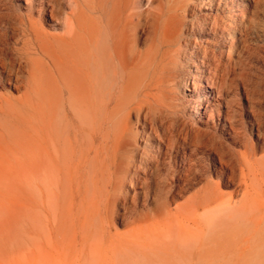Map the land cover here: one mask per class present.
<instances>
[{"label":"rangeland","instance_id":"1","mask_svg":"<svg viewBox=\"0 0 264 264\" xmlns=\"http://www.w3.org/2000/svg\"><path fill=\"white\" fill-rule=\"evenodd\" d=\"M106 1L94 0L93 4L92 0H42L45 8L54 10L60 24L59 29L53 30L50 28L51 26H48L50 24L45 23V21H49V17L46 16L44 29L62 33L66 28V26L63 27L65 20L72 12L79 10L81 15L74 19V24L79 33L83 35L86 25L105 20L109 12L112 11L114 3L118 2L117 0ZM124 1L122 0V3ZM127 1L123 3L125 5L123 8V4L120 3L121 10L123 15L130 16L128 18L133 19L134 22L138 19L145 20L149 16H158L160 26L165 30V37L160 45V55H163L161 64L166 69L162 72L163 67L161 69L153 67L148 73L138 75L128 96L119 102V105L112 100L109 102L114 85L111 76L106 75L103 60L101 58L90 59L86 45L64 46V50L59 52L61 54H59L58 63L51 64L29 48L30 45L26 43L28 37L19 34L8 39L9 47L14 48V51L10 53L13 59L16 62L23 59L22 61L26 62L24 63L25 71H31L32 68L38 70L34 69V81L28 87L31 95L28 109L22 110L23 113L21 110H16L13 118L0 121V156L4 159L0 160V221H3L2 224L0 223V264H264V171L262 175L259 173L255 175V181H253L255 190L262 194V199L257 203L250 202V206L253 203L252 207L256 209L253 213L259 216V221L253 216L240 212L238 214L240 222L233 223L228 216L222 215L209 232L211 235L209 239H197L189 234L178 233L179 231L163 235V233L153 231L151 227L154 221H169L167 213L169 211L173 213L177 207L189 200L201 185L205 184L202 175L208 167L209 161L211 162V156H206L211 149V144L205 141L207 134L213 133L219 141L218 143H230L218 126L205 133V127L202 124L196 125L187 121V118L194 117L193 119L199 122L200 113L203 111L205 114L208 113V109L205 111L202 105H198L199 108L197 107L194 111L187 103L189 90L192 89L191 81H187V78L194 73V64L199 63L200 73L205 79L223 86L226 85L224 87L226 101L236 103L238 100L239 107L247 113L240 118L248 125L251 133L250 141L258 145V155L254 159L259 160L264 166V138L262 137V135L264 136V0ZM38 2L39 0L36 3ZM25 4L23 0H0V14L4 15V22L8 30L15 27L19 30L23 28L20 18L27 14ZM32 17L33 19L37 18L36 15H32ZM77 21L78 23H76ZM3 32L4 30L0 26V33ZM11 42H13L12 45ZM194 42L201 46L198 48L193 45ZM82 57L83 59H81ZM40 59L41 62L35 63L37 65L32 62ZM212 63L214 64L212 65ZM78 66L88 72L91 80L93 79V82L90 79L87 80L88 86L85 87L82 97L73 90L74 87L70 80L71 74L80 69L77 68ZM167 70L169 71L167 72ZM223 71L224 73H222ZM158 75L163 77L164 84L160 86L162 89L154 91L155 94L157 93V100H159L156 103V100L146 97L143 88ZM168 77L170 81L167 80ZM234 82L238 85L237 89ZM203 85V90L207 89L206 84ZM52 87H56L54 90L57 93L54 91V95ZM110 88L111 90H109ZM138 91L141 93L139 94ZM212 91L214 90L212 89ZM107 102L110 103V105L108 103L109 106ZM143 102L145 103L142 106ZM221 105V113H224L225 105L224 103ZM38 107L41 108L40 111H38ZM253 111L260 115L259 134L254 127L252 131L249 128V121L253 119ZM194 112L195 115H193ZM157 113L165 118L164 127L157 131V134L164 139L162 147L157 144V136L152 137L151 131V118ZM85 114L88 115V118L87 115L84 116ZM118 115L119 117H117ZM92 117L96 118L97 123L102 120L105 129L125 117L129 123L128 126L130 125L127 128V134L131 137H128V149L125 148L128 152L124 149L120 155L118 164L121 165L110 186L106 185L101 173L96 171L98 165L91 162L92 154L88 155L86 130L91 124L90 118ZM237 119L238 117L235 120ZM215 124H218L217 121ZM46 125L56 133L57 148L60 149L66 145L62 138L70 130L72 137L76 135V140L72 146L75 158L69 160L68 163L58 162L54 166L55 173L49 197L50 203L49 205L45 203L42 206L43 196L37 187V182L32 180L33 177L30 174L24 173V177H21L24 181L18 178L14 184L10 181L20 171L28 170L34 166L27 159L20 162L15 159L24 158V149L21 145L27 146L29 134L32 133L36 139L38 138L37 140L44 137L45 130L43 129ZM28 126L31 127L32 132L30 131V133ZM224 126L229 129V123L224 122ZM136 136L137 138H134ZM183 141L188 143L190 149L199 150L200 154L191 162L183 160L180 156ZM131 146L134 148H130ZM3 148L8 156L4 150L2 151ZM242 149L236 147L235 151H242ZM83 157L85 158L83 159ZM232 158L235 162L238 161L236 156ZM213 159L218 164L216 156ZM92 167H94V171ZM120 175L123 179L121 177L119 179ZM213 177V181L217 182V177L215 175ZM237 181L236 179V182L223 187L222 193L227 196L235 189L239 190ZM19 188L21 189L19 190ZM144 192L147 194L143 196ZM173 196H175L174 199ZM102 197H107L108 200ZM166 206L167 208H165ZM155 207H160L162 212L158 218L153 219V215H149L148 211ZM164 213L167 217L164 216ZM7 220L9 223H5ZM4 224L6 225L4 226ZM31 224H34V227ZM198 228V230L203 229L199 225ZM92 233L93 235H91ZM30 240L33 242L31 243ZM17 247H19L18 250Z\"/></svg>","mask_w":264,"mask_h":264},{"label":"bare ground","instance_id":"2","mask_svg":"<svg viewBox=\"0 0 264 264\" xmlns=\"http://www.w3.org/2000/svg\"><path fill=\"white\" fill-rule=\"evenodd\" d=\"M23 1H25V3H26L25 4L26 9L25 10H26L27 14L25 15V17L20 18V22H21V24H23V28L21 30L16 29V27L15 28L13 27L14 29L8 30L6 27V23L4 22V17H3L4 15L0 14V19H1L0 26L4 30L3 33H0V121L2 119L9 120V119L13 118L15 116L16 110H21V112H22V110L28 109V106L30 105V100H31V95L29 93L28 87H30L29 85L31 83H33V81H34V69L38 70L36 68H34V69L32 68L33 72H32V70L31 71H27V70L25 71V69H24L25 64L24 63H26V62H23L22 61L23 59L20 61L18 60L19 62H16V60L13 59V57L11 56L12 54H10V53H12L14 51V48L9 47L10 44L8 42V39L9 38L12 39V38L18 36L19 34L23 35L25 37H28L26 43H28L30 45L29 48L33 49L35 54L40 55L41 57H44V61H45V59H47V61H49V63H51V64H54L56 62L58 63L59 57H60L59 54H61L59 52L61 50H64V46L70 47V46H74V44H76L78 46L86 45L88 47L87 49L89 50V58L90 59L93 60L95 58H101L103 60L104 68L106 70V75L111 76V80H112V83L114 85V91H113V94H111V98L109 99L110 100L109 102H111V100H112L117 105H119L120 104L119 102H121L123 99H125L128 96V94L130 92V88L132 89V87L134 86V82L137 80L138 75L148 73V71L153 67H160V69H161V67H163L161 69L162 72H164V70L166 69V67L162 66V64H161L162 59H163V55H160V45H161V41H163V39L165 37V30H164V27L160 26L158 16L157 17L149 16V17L145 18V20L138 19V20H136V22H134L133 19L128 18L130 16L127 17V16H125L126 14L123 15V12L121 10V4H120V3H122V0H117L118 2L114 3L113 9L111 12H109L107 18L105 20H99L97 22L90 23V25H88V26L86 25V27H84L85 30H84L83 35H81L79 33V31L77 30V28L74 24V19L76 17H78L79 15H81V12L79 10H76L75 12L71 11L72 13L69 15V17L68 18L66 17L67 19L64 22L65 24H63V27L66 26L65 31L63 30L62 33H60V32L54 33L52 31H46L44 29L45 23L50 24L48 26H51L50 28H52L53 30H55V29L57 30L60 28V24L58 22V17L56 16V13L54 12V10L45 8L46 6L44 7L42 0H39L38 3H36L38 0H23ZM92 1L94 4V0H92ZM108 1H106V2H108ZM126 1L127 0H125L123 3H125ZM51 3H52V1H51ZM99 3H100V1L98 2V4ZM127 3H128V1H127ZM88 4H89V2H88ZM83 7H84V5H83ZM123 7H125L124 4H123L122 8ZM84 9H85V7H84ZM131 9H132V7H131ZM110 10H111V8H110ZM81 11H83V10H81ZM137 11H138V8H137ZM32 15H36L37 18L33 19ZM46 16L49 17V21L47 20L44 23ZM131 16H133V15H131ZM179 16H181V15L179 14ZM205 20H207V19H205ZM82 21H81V23H82ZM76 23H78V21ZM14 26H15V24H14ZM48 29H49V27H48ZM194 31L196 32V30H194ZM216 39H218V38H216ZM12 43L13 42H11V45H12ZM168 44H166V45H168ZM193 45H196L198 48L201 46L200 44H196L195 42L193 43ZM175 50H176V48H175ZM31 52H33V51H31ZM23 53H25V52H23ZM174 53H175V51H174ZM198 56H197V58H198ZM217 56H219V55H217ZM35 57H37V56H35ZM171 57L173 58V56H171ZM61 59L63 60L62 57H61ZM81 59H83V57ZM90 59H89V61H90ZM25 61H26V58H25ZM68 61H69V59H68ZM171 61L173 62L172 59H171ZM32 62L34 64L35 63L38 64L39 62H41V59L40 60H33ZM164 62H165V60H164ZM169 62H170V60H169ZM198 62H200V61H198ZM85 63H86V61H85ZM214 63H212V65ZM37 64H35V65H37ZM198 64H194V66H195L193 68V70L195 69L194 73L190 74L189 77L187 76L188 77L187 81H191L190 86L192 87L191 91L189 90V95L187 96L188 97L187 103H189L191 105V107L194 111H196L198 105H202L203 109L205 111H206V109H208V113L205 114L204 111L201 112L200 115L198 116L199 122H196L193 119L194 117L187 118V121H190L192 124H196V125L202 124L203 127H205V133H207V130L210 131L211 128H215L216 126H218L221 130V133L222 134L225 133V137H226V139H229L230 143L229 144H223L221 142L218 143L219 141H217V138L214 137L213 133L209 132L207 134L208 136L205 139V141L207 143L211 144L210 145L211 149H210V152L206 156L207 157L211 156V162L208 160L209 161L208 167L206 168L204 174L202 175L203 177L201 176L203 178V181L205 182V184L201 185L199 187V189H197L194 192V194L189 198V200H187L183 205H180L179 207H177L173 213H171L170 211L167 213L168 218H169V219L168 218L167 219L169 221H167V222L154 221V222H152L151 227H152L153 231H156L158 233H163V235H165V234L170 235L171 233H173L175 231H179L178 233H181V234L183 233V235L189 234V235L194 236L197 239H209L211 236L209 232L212 230V228H214L215 222L222 215H224L226 217L228 216V218L233 223H239L240 222V219L238 218V214H240V212L242 214H245V215L248 214L250 216H253V218H256L259 221V216H257V214L253 213V212H255L256 209H255V207H252L253 203H252V206H250V202H256L257 203L262 199V194L259 193V191L257 192L255 190L253 181H255V179H254L255 175H257L258 173L260 175H262V172L264 171V166H263V163H261L259 160L257 161L256 159H254L255 156L258 155V151H259L258 145H257V143H253L250 141L251 133L248 129V125H246L241 119L242 116L244 114H247V113H245L243 111V109L239 107L238 100L236 103H233L232 101H226L225 96H224V94H225L224 87L226 85L223 86L222 84H218L217 82H213L211 80L205 79L204 76L200 73V69L198 67ZM86 66H88V65H86ZM86 66H85V68H86ZM49 68H50V66H49ZM77 68H80V66H78ZM169 68H171V67H169ZM42 69H44V68H42ZM173 69H174V67H173ZM203 69H204V67H203ZM178 70H179V68L177 69V71ZM214 70H215V68H214ZM168 71L169 70H167V72ZM206 71H207V69H206ZM46 72L48 73V71H46ZM159 72H160V70H159ZM25 73L27 76L25 75ZM89 73H91V72H89ZM222 73H224V71ZM35 74H37V73H35ZM42 75H41V78H42ZM227 75H228V73H227ZM63 76H64V74H63ZM174 76L176 77V75H174ZM174 76H171V77H174ZM222 76H223V74H222ZM104 78H102V79H104ZM146 78H148V77H146ZM88 79H90L88 72L82 70L81 68L77 69L73 74H71L70 80H71L72 86L74 87L73 90L76 92V94L78 96L82 97L84 95L83 91L85 90V87L88 86V81H87ZM167 80L170 81L169 77ZM151 81L152 82H148L145 85V87L143 88V91H145L146 97L148 96L147 98H151L153 100H156V103H157V101H159V100H157L158 99L156 97L157 93L155 94L154 91H156L157 89H162V87L160 88V86L164 84L163 77H161V75H158V77H155L154 80L152 78ZM216 81H217V79H216ZM204 83L206 84L205 86L207 87V89L203 90V86H204L203 84ZM244 84H245V82L243 80V85ZM49 85H50V83H49ZM229 85L231 86V84H229ZM52 86H54V85H52ZM55 86H56V84H55ZM235 86L237 89L238 85H236V83H235ZM47 87L50 88V86H47ZM54 88L56 89V87H52L53 95H54V91H56V90H54ZM102 88H103V86H102ZM41 89H42V87H41ZM212 89L214 91H212ZM233 89H234V87H233ZM109 90H111V88ZM230 91L232 92V88L230 89ZM39 92H41V91L39 90ZM151 92H153V93H151ZM244 92H245V90H244ZM43 93H44V89H43ZM56 93H57V91H56ZM56 93H55V96H56ZM140 93L141 92H139V94ZM158 95H160V94H158ZM246 95H247V93H246ZM246 95H245V97H246ZM227 96H228V93H227ZM35 97H37V96H35ZM142 97H144V96H142ZM146 97H144V98H146ZM187 97H185V98H187ZM140 98H141V96H140ZM104 99H106V97H104ZM167 100H169V99H167ZM247 100H248V98H247ZM109 102H107V105ZM144 103L145 102L142 103V106L144 105ZM148 103H152V102H148ZM222 103H224V105H225V112L224 113H221V109H222L221 104ZM52 105H53V102H52ZM109 105H110V103H109ZM43 106H42V109H43ZM108 106H107V108H108ZM69 107H70V105H69ZM220 107H221V109H220ZM128 108H127V110H128ZM39 109H41V108L38 107V111H40ZM51 109H52V107H51ZM67 110H68V108H67ZM65 111H66V109H65ZM73 111H74V109H73ZM34 112H32V113H34ZM108 112H109V110H108ZM252 113H253V115H252L253 119L251 121H249L250 122L249 128L252 131V128L254 127L255 131L259 134L260 127H261L260 115H258L256 113V111H253ZM72 114H73V112H72ZM29 115H30V113H29ZM80 115H82V114L80 113ZM86 115L87 114H85L84 116H86ZM193 115H195V112L193 113ZM29 117H31V115ZM105 117H104V119H105ZM117 117H119V115ZM221 117H222V121H221ZM236 117H238L237 120H235ZM87 118H88V115H87ZM113 118H115V117H113ZM125 118H121V120H118L114 124L112 123L113 125L108 129H105L104 124L102 123V120H101V122L97 123V120L94 117L90 118L91 121L88 119V121L91 122L90 126L86 130V135H87V140H88L87 141L88 155L92 154L91 162L94 165H98V167L96 166L97 167L96 171L101 173V176L104 179L107 186H110L113 178H116V177H114V175L118 172L119 167L121 165L120 163L118 164L120 155L123 153V150L128 145V137L129 138L131 137L129 134H127V128L130 125L128 126L129 123L127 122V120ZM150 118H151V116H150ZM27 120H28V116H27ZM33 120H32V122H33ZM84 120L86 121V119H84ZM106 120H107V118H106ZM15 121H16V117H15ZM164 121H165V118L160 113H157V115H154L151 118V123H150L151 124V131L153 133L152 137L157 136V138H156L157 144L161 147L164 146V139L157 134V131H158V129H162L164 127V125H165ZM216 121L218 124H215ZM52 122H51V125H52ZM169 122H171V121H169ZM224 122L229 123V127H228L229 129L225 128ZM2 123H3V121H2ZM13 125H15V124L13 123ZM30 126H33V125H30ZM10 127H12V126H10ZM29 128H30V130H29V133H30L31 127H29ZM43 130H45V135L40 140H37L38 138L36 139V137H34V135L32 133L29 135L27 134L28 135L27 146L20 144L21 146H23V149H24V158L18 157L17 159H15L18 162L22 161L23 159L26 161V159H27L31 163V165H34V166L28 170L20 171L19 174H17L15 176V178H12L10 181V183L12 182L14 184L15 181L17 180V178L20 180L24 177V173L30 174L33 177L32 180L37 182V187H39V190L41 191V194L43 196L42 206H44L45 203L47 205H49V203H50L49 197L51 194V189H52V185L54 182L53 177H54V173H55L54 166L58 162L68 163L69 160L75 158L74 152L72 151V146H73V142L76 140V135H74L72 137L71 136L72 132H70L71 131L70 130L62 138L63 142L66 145L62 146L59 149L56 146L57 136H56L55 131H52V128L48 125H46V127ZM43 130H42V132H43ZM228 131H230V132H228ZM38 134H39V132H38ZM137 136L134 138H137ZM262 137L264 138L263 135H262ZM149 139H148V141H149ZM130 143H132V142H130ZM132 147L133 146H131L130 148H132ZM236 147H241L243 149H242V151H240V150L235 151ZM127 149H128V147H127ZM3 150H4V148L2 149V151ZM180 150H181L180 156L182 157L183 160H186L188 162L193 161L194 158H196L200 154L198 149H194V150L190 149L188 146V143L186 141H183V144H182V147ZM126 151L128 152V150H126ZM204 151H205V148H204ZM4 152H6V150H4ZM20 152H21V150H20ZM10 153H11V151H10ZM129 153H131V152H129ZM22 155H23V153H22ZM7 156H8V153H7ZM214 156H216L218 164H216V162L214 161V159H213ZM233 156H236L238 158L237 162H235L233 160V158H232ZM131 157H132V155H131ZM84 158L85 157H83V159ZM204 158H205V156H204ZM179 159H180V157H179ZM0 160H4L2 156H0ZM89 160H90V158H89ZM200 162H202V161H200ZM176 163H175V165H176ZM17 165H15V166H17ZM81 165H82V162H81ZM191 167L193 168V166H191ZM19 168H20V166H19ZM204 169H205V166H204ZM92 170L94 171V167H92ZM120 170H121V168H120ZM1 171H3V170H1ZM125 171H124V173H125ZM78 172H79V167H78ZM187 174L189 175V172ZM213 175H215L217 177V179H218L217 182L213 181L214 180ZM101 176H100V178H101ZM120 177H121V175L119 176V179H120ZM201 177L200 178L198 177V178L201 179ZM181 178H182V176H181ZM195 179H196V175H195ZM236 179L238 180L237 185H238L239 190L235 189V191H233L230 194H228L227 196H225L224 195L225 193L224 194L222 193V188L226 187L227 185H230V183H232V182H236ZM97 180H98V178H97ZM136 180H137V178H136ZM122 181H120V183H122ZM185 183H186V181H185ZM189 184H187V185H189ZM197 184H198V180H197ZM199 184H201V181H199ZM233 184H235V183H233ZM115 185H116V183H115ZM190 188H191V185H190ZM12 189H14V188H12ZM20 189L21 188H19V190ZM105 194H106V191H105L104 195ZM107 194H108V192H107ZM146 194H147V192H144L142 195L144 196ZM238 195H239V197L237 198ZM170 196H172V195H170ZM104 198L107 199V197H104ZM174 198H175V196H173V199ZM99 200H100V198H99ZM101 201H103V200H101ZM96 205H94V206H96ZM0 208H1V206H0ZM165 208H167V206ZM4 211H6V210L4 209ZM148 212H149V215H153L152 216L153 219H156V218H158V216L160 215L162 210L160 207H155L154 209H152ZM164 216H166L165 213H164ZM149 219H151V218H149ZM163 219H165V218L163 217ZM30 220H32V219H30ZM30 220H28V221L30 222ZM145 220H146V218H145ZM1 222H3V221H0V223ZM5 223H9V220L5 221ZM23 223L25 224V222H23ZM100 223H102V222H100ZM5 225L6 224H4V226ZM198 225H199V227L202 226L203 229L198 230L199 229ZM41 232H43V231H41ZM91 235H93V233ZM20 236H22V235H20ZM23 237H24V234H23ZM155 238L157 239L156 236H155ZM180 238H181V236H180ZM182 238H183V236H182ZM164 239H166V238L164 237ZM183 240L185 241L184 238H183ZM95 241H96V239H95ZM184 241H182V242L184 243ZM32 242H33V240L31 241V243ZM94 245H95V243H94ZM25 246H27V245H25ZM18 248L19 247H17V250H18ZM27 249H28V247H27ZM170 250H171V248L169 249V251ZM175 251H177V250H175ZM170 253L169 254L167 253V254L170 255ZM89 255H90V253H89ZM90 257H92V256H90ZM170 261H171V259H170Z\"/></svg>","mask_w":264,"mask_h":264}]
</instances>
